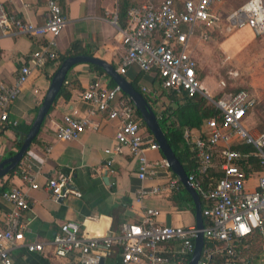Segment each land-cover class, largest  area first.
Returning <instances> with one entry per match:
<instances>
[{
    "label": "built area",
    "instance_id": "obj_1",
    "mask_svg": "<svg viewBox=\"0 0 264 264\" xmlns=\"http://www.w3.org/2000/svg\"><path fill=\"white\" fill-rule=\"evenodd\" d=\"M221 1L162 0L159 4L147 2L131 8L124 28L120 29L124 55L116 70L121 76L133 66L143 74L154 73L163 91L187 98L202 95L218 111L199 129L183 132V139L197 160V166L187 173V177L205 203L202 209L204 228L166 226L158 222L159 211L146 209L140 223L122 224L115 234L88 238L84 235L83 223L67 221L46 244H25L20 215L29 210L30 205L26 193L12 187L2 195L13 208L5 216L4 229L0 230V264H13L10 251L19 245H23L28 253H43L48 248L52 256L59 259L75 255L78 264H101V259L105 264L112 252L119 255L114 264H189L199 233L203 235L204 245L197 264H246L242 256L247 247L244 242L255 233L264 240V130L252 136L242 126L247 112L256 104L248 91L241 90L219 100L208 98L197 75V63L190 53V39L196 26L212 29L223 21L227 32L248 29L254 37H263L264 0H249L225 19L218 13ZM42 2L47 10V20L40 26L25 22L0 3V38L24 36L46 41L29 55L28 62L20 67L9 86L0 83V129L16 126L9 120L10 110L30 77L49 64L57 67L60 64L55 41L66 25L61 6L63 0ZM113 25L117 27V17ZM141 91L153 100L156 98L147 88L143 87ZM81 98L89 106L87 115L82 118L65 116L55 131V140L59 143L78 140L85 130L96 129L94 119L117 121L116 144L104 153L116 155L127 148L138 162V178L145 181L156 177L159 165L150 163L144 153L146 150L159 151V147L156 142L146 140L145 129L135 118L133 105L122 99L120 88L114 83L111 88H106L98 81L92 82ZM162 111L160 107L157 114ZM238 144L251 146L253 153L243 155L233 150ZM50 152L51 147H48L46 154ZM249 156L257 159L259 170L242 162ZM161 165L169 169L165 160ZM111 166L110 160L104 168L112 172ZM215 169L221 176L209 177L208 185L204 186L202 179ZM21 176L29 189L39 188L34 174L21 170ZM69 184V178L60 175L48 180L44 187L55 201L80 197ZM167 187L178 192L180 183L177 179L170 180ZM160 192L157 187L141 189L138 201ZM174 245L177 249H171ZM165 247L170 249L165 250Z\"/></svg>",
    "mask_w": 264,
    "mask_h": 264
},
{
    "label": "crops",
    "instance_id": "obj_2",
    "mask_svg": "<svg viewBox=\"0 0 264 264\" xmlns=\"http://www.w3.org/2000/svg\"><path fill=\"white\" fill-rule=\"evenodd\" d=\"M161 1L141 0L139 4L147 2L159 4ZM0 3L8 12L18 15L32 25L40 26L47 20V10L42 0H0ZM61 6L66 17V25L55 41L58 55H64L72 43L79 42L82 51L88 54L86 56L100 59L117 70L124 55L120 34V29L124 27H120L119 24L117 27L113 25V20L118 15V0H63ZM215 28L196 26L193 29L190 53L197 63V75L201 70L200 62L198 63L197 57L194 56L193 34L197 32L195 40H211ZM245 30L248 29L239 30V36L254 38L250 30L248 32ZM261 38L263 37L258 39ZM43 43H46L44 39L34 40L24 36L0 38V83L9 86L16 78L20 67L28 62L29 55ZM58 67L49 64L34 73L13 103L9 120L16 123L14 128L19 129L20 134L13 127L5 126L0 129V162L18 151L26 134L23 135L21 132L29 130ZM123 77L129 83L139 78V87L147 88L154 93L156 96L154 110L157 113H160V107L168 105L169 101L162 96L164 91L158 84L159 78L156 74H143L133 66ZM96 81L106 88H111L113 84L105 73L100 74L87 64L76 65L68 72L66 86L71 92L70 99L59 98L56 101L17 170L11 176L7 175L0 180V189L4 187L7 192L12 187H17L28 197L30 209L20 215V222L24 226L25 244H46L58 232L60 225L67 221L83 223L84 235L88 238L115 234L122 224L140 223L146 209L159 211L158 222L163 225L195 226L193 202V207H182L180 203L175 202V197L184 195L186 190L181 184L178 192L167 187L170 180L177 177L170 169L161 165L165 159L160 151H145L146 159L159 165L156 177L145 181L138 178V162L127 148H123L116 155L108 156L104 153L116 144L115 134L119 127L117 121L94 119L96 129L85 130L78 140L67 143L55 140V131L65 116L82 118L87 115L89 106L82 101L81 96L83 91ZM200 82L205 89L204 78ZM205 92L209 99L214 100L210 93ZM258 104L256 102L248 111L246 118L253 116L252 111ZM263 130L264 127L255 128L251 135L257 136ZM143 132L146 140L154 141L152 135H148L145 130ZM48 147H51L49 155L46 154ZM110 160L112 172L104 168L105 163ZM21 170H27L36 176L38 189H29L21 176ZM215 172L218 173V169H215ZM60 175L69 178V186L78 192L80 197L70 196L62 202L52 198L44 186L48 180ZM153 187L161 191L159 195H147L138 201L141 189ZM12 208V205L0 196V230L4 229L5 216ZM260 239L263 240L261 237ZM169 249L170 247H165V250ZM171 249H177V245ZM10 255L13 264H78L77 256L55 258L48 248H45L43 253H28L23 245H19L10 251ZM118 259L119 255L112 252L105 264Z\"/></svg>",
    "mask_w": 264,
    "mask_h": 264
},
{
    "label": "rangeland",
    "instance_id": "obj_3",
    "mask_svg": "<svg viewBox=\"0 0 264 264\" xmlns=\"http://www.w3.org/2000/svg\"><path fill=\"white\" fill-rule=\"evenodd\" d=\"M247 1L222 0L218 13L225 19ZM225 27L226 22H221L213 31L211 40H195L198 35L194 32V56L203 72L198 75L200 80L204 78V90L214 100L220 93L224 98L236 90L251 94L259 104L252 111L253 116L242 121L243 128L251 134L255 128L264 127V36L261 39L242 37L240 31L227 32ZM243 259L246 264H264V240H252L244 250Z\"/></svg>",
    "mask_w": 264,
    "mask_h": 264
},
{
    "label": "trees",
    "instance_id": "obj_4",
    "mask_svg": "<svg viewBox=\"0 0 264 264\" xmlns=\"http://www.w3.org/2000/svg\"><path fill=\"white\" fill-rule=\"evenodd\" d=\"M140 5L137 2H133L132 0H118V7H117V19L118 24L120 27H124L125 21L127 18L128 11L133 8ZM180 5L178 4V7ZM211 34V33H210ZM81 55H88L87 53L82 51L81 44L79 42H74L70 45V48L66 51V53L62 56H59V63L63 62L66 58L69 57H76ZM92 69L95 71H98L100 74H104V72L96 67L89 65ZM115 68V67H114ZM67 79V77H66ZM200 80V78H199ZM139 78L130 83L136 91L142 94L146 102L152 107L154 110V106L156 103V100L151 99V96L142 93L141 88L138 85ZM158 84L160 85V80L158 81ZM113 85V84H112ZM241 90L233 91V94L239 92ZM162 96H164L168 101V105H166L160 115L157 114V112L154 110L156 116L158 117V123L161 128V130L164 133V136L171 147L173 153L175 154L178 161L183 166L186 173H189L192 169H194L197 166V160L194 157V154L190 150V146L186 143V141L183 139V132L185 129H199L203 122L215 117L218 114V111L216 110L215 106L210 103V101L203 97L202 95H196L193 98H187L185 95H178L176 93L172 92H162ZM71 97L70 89L63 85L56 101L59 98H62L64 100H69ZM124 99H126L128 102V98L123 95ZM222 97V93L217 95L215 97V100H219ZM55 101V103H56ZM54 103V104H55ZM131 103V102H130ZM132 104V103H131ZM249 112H247L248 115ZM135 118L141 121L142 127L145 129V132L148 135H151L149 131L146 129L139 113L135 111ZM14 130L20 134V130L17 128H14ZM23 135L26 132H21ZM35 141V140H34ZM155 142V141H154ZM233 150L241 152L243 155L245 154H252L253 148L251 146H247L244 144H238L233 147ZM242 162H248L253 165V168L256 170H259L258 161L253 156H249L246 160ZM17 168L9 173L8 175H12ZM221 174L218 172L216 173L215 170L210 171L208 174V177H205L202 179L204 186L208 185V178H218ZM5 192V188L2 187L0 189V196H2ZM175 202L180 203L182 207H193L192 201L190 195H188L186 192L182 196L175 197ZM205 206V203L203 200H201V208L203 209ZM205 224V220H204ZM260 239L257 233H255L250 241L249 239L244 242V246H247L252 240ZM113 261L117 260H110L106 264H114Z\"/></svg>",
    "mask_w": 264,
    "mask_h": 264
},
{
    "label": "water",
    "instance_id": "obj_5",
    "mask_svg": "<svg viewBox=\"0 0 264 264\" xmlns=\"http://www.w3.org/2000/svg\"><path fill=\"white\" fill-rule=\"evenodd\" d=\"M79 64H87L100 68L113 81V83L120 88L122 94L125 95L132 103L135 111L139 113L146 129L149 131L154 141L158 145L159 151L164 157L170 171L177 177L180 184L190 195L194 205L195 227L198 230H202L204 228V224L200 197L189 184L187 173L176 158L171 147L169 146L164 133L159 126L158 117L156 116L154 110L146 102L142 94L136 91L134 87L123 76L118 74L114 67L100 59L86 55L69 57L60 63L59 67L51 78L46 95L40 107L38 108L35 118L29 130L25 134L18 151L10 158H7L0 162V180L19 167L30 146L36 139L44 123V120L50 113L62 86L65 84L68 72L74 66ZM69 188L72 189V187L70 186ZM59 202H62V199H59ZM203 245V235L202 233H199L198 237L195 240L194 252L189 264L198 263ZM100 263L104 264V260L101 259Z\"/></svg>",
    "mask_w": 264,
    "mask_h": 264
}]
</instances>
